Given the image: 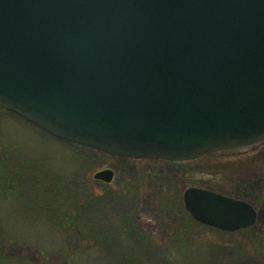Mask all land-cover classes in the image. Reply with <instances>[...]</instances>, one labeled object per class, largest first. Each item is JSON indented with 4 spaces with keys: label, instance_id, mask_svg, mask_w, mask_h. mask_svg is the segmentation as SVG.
Returning a JSON list of instances; mask_svg holds the SVG:
<instances>
[{
    "label": "water",
    "instance_id": "obj_1",
    "mask_svg": "<svg viewBox=\"0 0 264 264\" xmlns=\"http://www.w3.org/2000/svg\"><path fill=\"white\" fill-rule=\"evenodd\" d=\"M0 109L115 158L184 163L257 145L264 0H0ZM184 201L225 232L257 219L204 190Z\"/></svg>",
    "mask_w": 264,
    "mask_h": 264
},
{
    "label": "rangeland",
    "instance_id": "obj_2",
    "mask_svg": "<svg viewBox=\"0 0 264 264\" xmlns=\"http://www.w3.org/2000/svg\"><path fill=\"white\" fill-rule=\"evenodd\" d=\"M107 169L112 183L94 179ZM190 189L248 204L256 223H196ZM0 264H264V142L185 164L133 161L0 110Z\"/></svg>",
    "mask_w": 264,
    "mask_h": 264
},
{
    "label": "bare ground",
    "instance_id": "obj_3",
    "mask_svg": "<svg viewBox=\"0 0 264 264\" xmlns=\"http://www.w3.org/2000/svg\"><path fill=\"white\" fill-rule=\"evenodd\" d=\"M184 203H185V201H184Z\"/></svg>",
    "mask_w": 264,
    "mask_h": 264
}]
</instances>
